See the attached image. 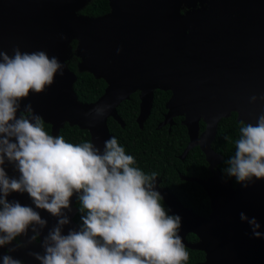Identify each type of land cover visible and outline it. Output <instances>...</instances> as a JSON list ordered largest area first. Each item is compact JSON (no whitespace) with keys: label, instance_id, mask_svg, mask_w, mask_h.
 Returning a JSON list of instances; mask_svg holds the SVG:
<instances>
[{"label":"water","instance_id":"water-1","mask_svg":"<svg viewBox=\"0 0 264 264\" xmlns=\"http://www.w3.org/2000/svg\"><path fill=\"white\" fill-rule=\"evenodd\" d=\"M89 1L0 0V50L10 56L16 47L28 53L42 50L64 65L63 75L57 72L44 92H30L20 101L17 118L31 104L52 135L66 123L76 126L88 131L102 154L104 142L112 138L108 119L124 127L117 113L123 101L138 92L137 124L142 130L154 92H170L157 130L168 126L170 132L174 119L181 117L188 144L180 160L198 147L210 172L205 180L181 177L206 193L211 210L206 218L184 207L155 179L169 215L181 217L182 242L205 254L201 264H264V179L253 177L247 188L241 183L233 187L217 171L222 158L211 148L222 119L235 113L238 122L255 124L264 114V99H259L264 96V0H108L109 12L96 18L79 14ZM61 34L66 39H60ZM73 41L78 71L106 83L104 93L90 104L79 102L73 90L76 75L68 68ZM253 95L258 97L255 103L250 102ZM98 107L105 108L103 115L95 113ZM200 122L205 125L202 133ZM3 167L9 178L20 177L6 157ZM81 194L74 192L70 207L62 209L69 220L62 235L80 231L73 219ZM7 200L32 207L47 221L42 229L34 225L39 242L26 252V264H40L31 253L44 254L43 240L61 217L36 208L27 192H11ZM241 213L256 219L260 238L253 236ZM189 234L198 241L187 242ZM10 249L8 255L14 259L23 257Z\"/></svg>","mask_w":264,"mask_h":264},{"label":"clouds","instance_id":"clouds-1","mask_svg":"<svg viewBox=\"0 0 264 264\" xmlns=\"http://www.w3.org/2000/svg\"><path fill=\"white\" fill-rule=\"evenodd\" d=\"M60 39L66 37L61 34ZM12 51L10 56L0 50V246L33 226L31 243L39 235L34 225L46 226L32 207L7 200L11 192H27L36 208L61 217L43 240L44 254L31 253L40 264H185L189 253L178 234L181 217L168 214L155 190V174L135 167V158L115 137L104 142L101 154L92 142L70 143L62 135L49 134L31 104L17 118L20 101L30 92H44L57 72L63 75L64 65L42 50ZM257 99L253 95L250 102ZM94 111L103 115L105 108ZM240 124L225 172L247 188L253 177L264 179V114L255 124ZM5 157L15 163L18 179L7 176ZM74 192H82L83 227L62 235L69 223L62 209L70 207ZM241 220L251 225L255 238L261 237L255 218L241 213ZM2 259L3 264H23L10 255Z\"/></svg>","mask_w":264,"mask_h":264},{"label":"trees","instance_id":"trees-1","mask_svg":"<svg viewBox=\"0 0 264 264\" xmlns=\"http://www.w3.org/2000/svg\"><path fill=\"white\" fill-rule=\"evenodd\" d=\"M108 0H90L89 3L79 11V14L88 17H100L109 12ZM73 52L68 62V68L76 75V82L73 90L79 102L90 104L95 102L106 88V83L95 79L88 72H79L77 65L80 59L75 55L76 41L71 43ZM171 96L170 92L155 91L154 100L150 115L140 130L137 124L139 114L138 92L132 94L128 100L123 101L117 108V113L124 123L121 127L113 119L109 118L107 126L111 137H115L119 144L125 148L126 154L135 158V167L140 168L145 174H155L156 178L161 180L160 186L167 187L186 208L191 209L194 214L201 217H208L211 213L210 200L204 190L194 182L182 180L181 177L196 178L205 180L210 176L208 164L204 155L198 147L193 148L181 161L180 156L188 144L187 131L181 125V117L174 119V125L168 132L169 127L164 126L157 130L159 123L163 121L166 114L165 105ZM236 114L232 113L230 117L222 119L217 127V133L211 148L222 158L217 167V171L223 180L231 182L235 187L239 183L235 177H229L225 169L226 163L235 153L234 141L240 135V122L236 120ZM200 133L205 129L204 123L200 122ZM45 130L51 134V127L45 124ZM57 135L64 136L70 143L90 142L88 131L80 130L76 126L65 124ZM229 137L230 140L225 138ZM161 204L168 212V208L161 200ZM77 214L74 216V222L79 229L83 227L82 216L86 211L82 210V205L77 199L75 203ZM169 214V213H168ZM187 242L196 243L198 239L195 235L189 234L186 237ZM189 259L185 264H201L205 260V254L197 250H190Z\"/></svg>","mask_w":264,"mask_h":264},{"label":"flooded vegetation","instance_id":"flooded-vegetation-1","mask_svg":"<svg viewBox=\"0 0 264 264\" xmlns=\"http://www.w3.org/2000/svg\"><path fill=\"white\" fill-rule=\"evenodd\" d=\"M156 180L158 181L159 186H160L161 180L159 178H156ZM161 188H164V187H161ZM33 235H34L33 232L27 231L26 235L22 234V235L18 236L15 240H13L11 243H9L7 245L0 246V255L1 256L2 255H8L10 253L9 252V247H10L11 249H15L16 251H19L22 253L23 257L17 258V259L22 261L23 264H26V262H27L26 252L29 249H33V248L37 247V244L39 242V238L37 236L35 240H33L31 243H29V239Z\"/></svg>","mask_w":264,"mask_h":264}]
</instances>
